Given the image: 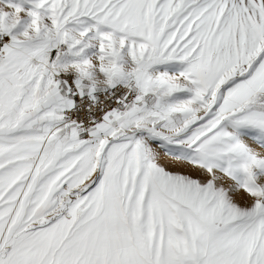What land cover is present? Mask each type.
Here are the masks:
<instances>
[{
	"label": "snow or ice",
	"instance_id": "snow-or-ice-1",
	"mask_svg": "<svg viewBox=\"0 0 264 264\" xmlns=\"http://www.w3.org/2000/svg\"><path fill=\"white\" fill-rule=\"evenodd\" d=\"M0 264H264V0H0Z\"/></svg>",
	"mask_w": 264,
	"mask_h": 264
}]
</instances>
